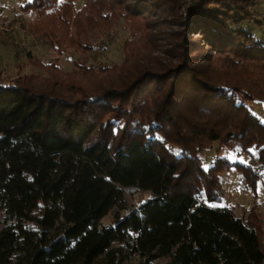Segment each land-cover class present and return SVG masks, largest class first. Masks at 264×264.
<instances>
[{"label":"trees","instance_id":"16d2710c","mask_svg":"<svg viewBox=\"0 0 264 264\" xmlns=\"http://www.w3.org/2000/svg\"><path fill=\"white\" fill-rule=\"evenodd\" d=\"M22 9L58 57L28 54L41 74L0 71V264H264L258 207L217 206L222 173L253 198L264 180V122L248 107L264 102V0H192L187 18L183 0ZM122 21L121 65L60 66ZM216 143L256 161L205 168ZM131 188L148 195L132 210Z\"/></svg>","mask_w":264,"mask_h":264},{"label":"rangeland","instance_id":"374dc122","mask_svg":"<svg viewBox=\"0 0 264 264\" xmlns=\"http://www.w3.org/2000/svg\"><path fill=\"white\" fill-rule=\"evenodd\" d=\"M31 0H0V18H8L20 26L10 24L9 33L2 35L0 40V71L3 70L8 80H15L17 77L25 74H41L36 69L27 66L28 54L38 57L44 62L52 63L58 56L43 39L34 37L28 33V26L33 22L34 14L24 12L23 6ZM183 15L188 16V11L192 5V0H183ZM259 33V31H256ZM260 35V34H258ZM131 39V32L124 21L111 30H104L94 40V50L88 52L71 51L65 56L59 57L60 66L66 72H72L76 66V60H83L87 67L97 68L101 64H107L111 67L121 65L124 62V45ZM250 111L261 118L264 122V102L256 100L248 103ZM216 143L212 149L206 150L201 154L203 165L209 168L215 164L218 158L222 156H231L233 162H244L253 164L256 156H247L241 151H232L221 147ZM222 185L224 187V201L219 207L233 208L240 215V207L243 206L247 211L258 207V211L264 217V180L259 186V195L253 198L251 193L244 192L239 186L240 180L234 171L224 172L221 175ZM129 209L136 208L141 202L146 200L147 194H137L136 192L127 194ZM127 212L121 215L125 216ZM115 219V211L111 212L103 221V226H111ZM169 258L157 261L155 264H167ZM140 258L134 257L129 264H139Z\"/></svg>","mask_w":264,"mask_h":264},{"label":"built area","instance_id":"2783aa9c","mask_svg":"<svg viewBox=\"0 0 264 264\" xmlns=\"http://www.w3.org/2000/svg\"><path fill=\"white\" fill-rule=\"evenodd\" d=\"M14 24L17 25L14 21H10L8 18L2 19L0 18V40L2 35L9 33V25ZM17 26H20L19 24Z\"/></svg>","mask_w":264,"mask_h":264},{"label":"water","instance_id":"95a60500","mask_svg":"<svg viewBox=\"0 0 264 264\" xmlns=\"http://www.w3.org/2000/svg\"><path fill=\"white\" fill-rule=\"evenodd\" d=\"M137 191H138V188H131V189H127L126 193L130 194V193L137 192Z\"/></svg>","mask_w":264,"mask_h":264},{"label":"snow or ice","instance_id":"6c2138e0","mask_svg":"<svg viewBox=\"0 0 264 264\" xmlns=\"http://www.w3.org/2000/svg\"><path fill=\"white\" fill-rule=\"evenodd\" d=\"M229 159H233V157L230 156Z\"/></svg>","mask_w":264,"mask_h":264}]
</instances>
